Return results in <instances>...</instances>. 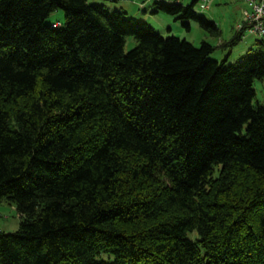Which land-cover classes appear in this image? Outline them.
I'll return each mask as SVG.
<instances>
[{"label":"trees","instance_id":"16d2710c","mask_svg":"<svg viewBox=\"0 0 264 264\" xmlns=\"http://www.w3.org/2000/svg\"><path fill=\"white\" fill-rule=\"evenodd\" d=\"M196 2L155 12L219 37ZM215 48L89 0H0V201L21 217L0 264H264V37L229 66Z\"/></svg>","mask_w":264,"mask_h":264},{"label":"rangeland","instance_id":"374dc122","mask_svg":"<svg viewBox=\"0 0 264 264\" xmlns=\"http://www.w3.org/2000/svg\"><path fill=\"white\" fill-rule=\"evenodd\" d=\"M142 1V0H141ZM155 1L169 2L170 0H144V4L148 5L147 14L139 9L137 15H127L136 20L147 22L154 27L163 36H177L185 38L195 46H200L203 41H207L216 48L211 53L210 57L213 60L224 61L225 66L235 64L244 59L246 54L252 48H255V42L260 38L257 33H251L245 30V34L241 41L232 46H223L229 42L236 34L237 25L243 21V9L247 8L246 0H212L209 4L210 8H203V0H197L194 8L199 15L206 16L208 19L218 23L221 29V35L214 37L206 32L196 21H191V28L187 30L183 26V21L177 16L170 15L164 12L151 13L150 8H155ZM185 5H190L194 0H180ZM90 3L105 4L111 11L115 9L113 0H89ZM149 10V12H148ZM153 12V11H152ZM213 18V19H212ZM46 24H64L65 12L63 9L53 11L45 20ZM125 50H131L136 45V40L133 36H128ZM256 91L253 104H264V80L256 79L254 82ZM21 222V217L16 207L6 200L0 201V230L13 233L18 230ZM193 234L192 236H194Z\"/></svg>","mask_w":264,"mask_h":264},{"label":"built area","instance_id":"2783aa9c","mask_svg":"<svg viewBox=\"0 0 264 264\" xmlns=\"http://www.w3.org/2000/svg\"><path fill=\"white\" fill-rule=\"evenodd\" d=\"M203 8L208 9L212 0H203ZM247 8L243 10V21L238 24L237 31L243 29L264 37V0H246ZM59 25V24H58Z\"/></svg>","mask_w":264,"mask_h":264},{"label":"crops","instance_id":"0c3cea01","mask_svg":"<svg viewBox=\"0 0 264 264\" xmlns=\"http://www.w3.org/2000/svg\"><path fill=\"white\" fill-rule=\"evenodd\" d=\"M113 2L115 3V5H112V7L114 9L121 10V11L125 12L127 15H137V14H139L138 13L139 9L143 10V13L147 14L148 5L144 4V0H142V1L141 0H113ZM150 9H151V13H154V14L157 13V12H155L156 7L154 9L153 8H150ZM148 12H149V10H148ZM237 27H238V25H237Z\"/></svg>","mask_w":264,"mask_h":264}]
</instances>
